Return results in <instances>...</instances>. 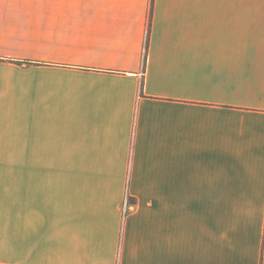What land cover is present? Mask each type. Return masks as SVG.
Segmentation results:
<instances>
[{
	"label": "crops",
	"instance_id": "0c3cea01",
	"mask_svg": "<svg viewBox=\"0 0 264 264\" xmlns=\"http://www.w3.org/2000/svg\"><path fill=\"white\" fill-rule=\"evenodd\" d=\"M0 263L264 264V0H0Z\"/></svg>",
	"mask_w": 264,
	"mask_h": 264
},
{
	"label": "trees",
	"instance_id": "16d2710c",
	"mask_svg": "<svg viewBox=\"0 0 264 264\" xmlns=\"http://www.w3.org/2000/svg\"><path fill=\"white\" fill-rule=\"evenodd\" d=\"M0 264H2V263H0Z\"/></svg>",
	"mask_w": 264,
	"mask_h": 264
}]
</instances>
